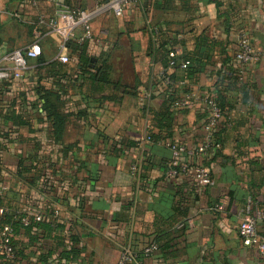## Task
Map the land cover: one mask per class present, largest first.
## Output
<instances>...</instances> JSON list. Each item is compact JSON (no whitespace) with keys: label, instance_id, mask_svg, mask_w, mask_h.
Here are the masks:
<instances>
[{"label":"crops","instance_id":"obj_1","mask_svg":"<svg viewBox=\"0 0 264 264\" xmlns=\"http://www.w3.org/2000/svg\"><path fill=\"white\" fill-rule=\"evenodd\" d=\"M102 1L62 0L84 9ZM54 11L53 0H0L1 51L28 47L35 26L43 34L23 77L0 80V208L49 228L37 231L42 244L14 236L22 255L7 264H116L123 247L142 249L164 228L169 247L134 264H264L237 233L250 214L264 236V55L245 65L235 58L243 32L264 54V0H133L121 16L92 19L91 39H70L65 63L55 58L59 38L38 19ZM81 55L95 58L88 71ZM50 61L62 67L41 66ZM208 94L223 112L205 161L213 184L199 187L192 166L166 175L167 143L191 149L201 140ZM165 110L170 128L155 119ZM72 248L80 254L59 255Z\"/></svg>","mask_w":264,"mask_h":264},{"label":"built area","instance_id":"obj_2","mask_svg":"<svg viewBox=\"0 0 264 264\" xmlns=\"http://www.w3.org/2000/svg\"><path fill=\"white\" fill-rule=\"evenodd\" d=\"M31 4H35L38 0H29ZM133 0H104L95 3L89 9L80 7L68 8L62 0H53L55 11L51 16L40 14L38 17L39 23L47 25L50 32L57 35L60 40V45L57 47L55 58L65 63L68 61L67 42L76 38L82 42L92 38L90 22L96 16L103 12H111L115 16H121L123 9ZM78 28L81 33H77ZM32 42L25 49H12L7 51L0 50V80H10L11 78H21L26 70L27 59L37 57L41 53L40 42L43 34L39 26H35L32 30ZM262 52L257 51L252 46L250 37L247 33L240 34L237 41V50L235 53L236 60L245 65L259 60ZM169 56V66L174 65L176 51H171ZM187 61L181 63L182 67H186ZM241 72V71H240ZM161 83L164 86L171 85L173 80L170 77L167 69L160 71ZM202 102L206 106V118L203 123V132L201 140L191 149H187L180 142H169L167 146L171 151L170 159L167 164L166 175L175 176L179 172L186 171L189 167L194 170V183L199 187H208L213 184L209 168L205 165V161L209 158L210 150L213 147H218L214 144V131L222 116V110L217 103L214 95L208 94L201 97ZM197 160L192 161V158ZM132 173L138 170V164L133 162L129 166ZM217 209H221L220 204H216ZM4 210L0 208V217ZM39 216H37V219ZM27 218H22L23 223H27ZM189 221V220H188ZM188 223V222H187ZM182 226V224H180ZM237 233L242 243L247 246H254L256 250L264 257V236L257 232L256 217L250 214H245L237 227ZM12 228L9 225H3L0 231V264L4 260L13 257L12 246ZM157 249L156 244L151 243L142 249V256L147 257ZM138 254L129 247H123L116 264H129L137 262Z\"/></svg>","mask_w":264,"mask_h":264},{"label":"trees","instance_id":"obj_3","mask_svg":"<svg viewBox=\"0 0 264 264\" xmlns=\"http://www.w3.org/2000/svg\"><path fill=\"white\" fill-rule=\"evenodd\" d=\"M78 48L81 49L82 44H79ZM168 54H167V56H168ZM94 59L95 58H93L92 56L81 55V56H79L77 65L82 71H88V69L91 68V65H92ZM43 61H44V59L40 58V62H43ZM185 61L188 62L186 65V67H187L191 62L189 59H184L183 62H185ZM167 62L169 65V56H168ZM176 62H177V58L175 57L174 65L176 64ZM41 66L45 67L46 69L50 68L52 70L53 68H61L62 64L58 63L57 61H50L47 63H42ZM100 73L103 75V72H100ZM101 74H100L98 81H104V79H102V77H101ZM93 76L95 77V74H93ZM50 95L51 94L48 93V91L44 95V103H46L47 107H48V104L51 103V101L49 99ZM53 98L55 99L56 102L58 101L57 96H54ZM217 103L220 106V103L218 101H217ZM52 108H56L55 105L52 104ZM220 108H221V106H220ZM221 110H222V108H221ZM222 112H223V110H222ZM53 115L56 117L58 122L61 121V117L59 114H56V112H53ZM169 115H170V113L168 110H165L163 112H159L158 114H155V119L161 120L159 127H165V128L171 127ZM215 136L216 135H215V131H214V144H218ZM153 137L156 140L161 139V137L158 134H153ZM21 217H22V214L13 213V212H9V211L3 212L2 216L0 217V231H1L3 225H9L12 228L13 236H12L11 243H12L13 250H14L13 257L11 259L4 260L2 262V264H7L11 260H14L15 258H17V256H19V253H21V255H22L21 249L19 248V246L21 244L33 245V244H36L38 242L40 244H42L44 242V241H42L44 238L42 239L40 236H38L37 231L40 230L41 232L44 231L43 233H45V231L49 230L48 225L45 223H42V221L28 220L27 223H23ZM17 234H21L23 236V239H21L22 241H20V245L18 244V242L16 243V241H14V236H16ZM171 240H172V238L170 237V232L168 231V229L164 228V229L160 230L159 232H157L156 235L154 236V238L152 239V241L147 243L146 245L154 243V244H156L157 249L165 250L169 247V243ZM57 243H59V242H57ZM146 245H144L142 247V249ZM142 249L133 250L134 252H136L138 254L136 263H139L140 260L142 258H144L142 256V252H141ZM80 250H81L80 248H72L69 253L62 251V253H60L59 255L62 257L63 256H69V255L76 256V255L80 254ZM51 253L52 252L48 251L46 254L47 255L46 257L48 258V256ZM134 263L135 262H131L129 264H134Z\"/></svg>","mask_w":264,"mask_h":264}]
</instances>
